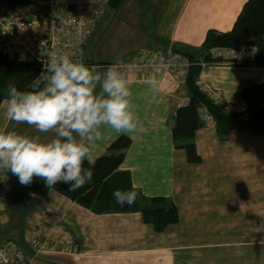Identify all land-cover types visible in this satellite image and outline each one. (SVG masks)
I'll list each match as a JSON object with an SVG mask.
<instances>
[{"label": "crops", "instance_id": "obj_1", "mask_svg": "<svg viewBox=\"0 0 264 264\" xmlns=\"http://www.w3.org/2000/svg\"><path fill=\"white\" fill-rule=\"evenodd\" d=\"M246 1L127 0L119 15L125 18L121 13L129 10L123 25L137 44L121 43L115 36L113 31L123 25L111 19L110 10L85 47V60L96 65L126 62L143 48L192 51L210 29L230 30ZM113 34L117 41L111 45ZM126 78L140 124L129 134L102 128L95 160L118 137L129 136L132 144L120 169L131 174L146 196L173 200L179 222L157 232L140 213L98 215L58 192H32L0 169V244L16 241L29 258L23 240L35 225L41 237L72 250L42 255L37 264H264V130H235L222 138L217 126L204 120L195 138L202 161L190 164L173 137L177 110L190 100L186 79L163 71ZM200 78L241 112L246 109L243 90L264 81V68L218 62L204 66ZM6 109L7 100L0 107V129L39 135L44 142L54 138L53 132L9 121Z\"/></svg>", "mask_w": 264, "mask_h": 264}, {"label": "clouds", "instance_id": "obj_2", "mask_svg": "<svg viewBox=\"0 0 264 264\" xmlns=\"http://www.w3.org/2000/svg\"><path fill=\"white\" fill-rule=\"evenodd\" d=\"M153 80L149 78L150 86ZM29 88L8 86L7 119L55 136L44 142L39 135L0 129V169L10 171L23 186L40 178L47 187L58 183L69 185V190L83 187L93 178L84 164H95L101 129L129 134L140 124L133 110V92L117 65L101 70L99 65L88 66L83 59L62 53L49 58ZM112 195L117 204L131 206L138 193L117 189Z\"/></svg>", "mask_w": 264, "mask_h": 264}, {"label": "trees", "instance_id": "obj_3", "mask_svg": "<svg viewBox=\"0 0 264 264\" xmlns=\"http://www.w3.org/2000/svg\"><path fill=\"white\" fill-rule=\"evenodd\" d=\"M3 2L16 7L35 2L44 4L47 0ZM126 2L127 0H110V10H119ZM247 49L255 50L253 57L239 60L231 56ZM226 53H230L231 57L225 56ZM182 54L190 60L185 74L190 100L177 110L173 137L177 148L185 150L188 163L199 164L202 161L195 138L200 128L205 125L201 115L203 109H207L216 120L217 130L222 138H226L235 130H264V81L254 83L243 90L242 97L246 102V109L241 112H230L227 104L216 103L200 84L201 72L208 64L235 62L264 68V0H247L230 30L210 29L199 48ZM84 62L88 66L93 65L90 61ZM97 65L103 67L108 64ZM43 70L44 66L40 62L11 58L0 52V107L8 100L10 84L18 90H31L29 86ZM131 144L132 139L122 135L110 145L107 154L95 160L94 165L85 161L84 168L92 170L93 178L79 189L69 190V185L63 183L47 187L40 178H34L29 187L41 195H47L51 191L58 192L98 215L140 213L146 223L154 225L157 232H163L169 225L179 222V207L170 198L146 196L134 186L131 174L120 169ZM117 189L135 190L138 193L135 203L131 206L117 204L112 195Z\"/></svg>", "mask_w": 264, "mask_h": 264}, {"label": "built area", "instance_id": "obj_4", "mask_svg": "<svg viewBox=\"0 0 264 264\" xmlns=\"http://www.w3.org/2000/svg\"><path fill=\"white\" fill-rule=\"evenodd\" d=\"M109 10L110 0H47L44 4L35 2L16 7L2 2L0 52L11 58L40 62L44 67L50 57L62 53L85 61V47ZM254 53L255 50L247 49L231 56L245 60L253 57ZM109 65H117L126 77L154 75L163 71L186 79L190 60L174 50L143 48L126 62L108 64L102 68ZM200 84L216 103L226 104L219 92L202 80ZM227 107L230 112L236 110L230 104ZM202 112L206 125L215 126L216 120L208 110L203 109ZM2 222L0 218V224ZM23 242L31 250L29 258L19 250L16 241H9L0 245V264H37L36 260L42 255L72 252L69 247H62L41 237L35 225L26 232Z\"/></svg>", "mask_w": 264, "mask_h": 264}, {"label": "rangeland", "instance_id": "obj_5", "mask_svg": "<svg viewBox=\"0 0 264 264\" xmlns=\"http://www.w3.org/2000/svg\"><path fill=\"white\" fill-rule=\"evenodd\" d=\"M130 3V2H129ZM128 5V4H127ZM130 6V5H129ZM135 9V7L134 8H131V10H134ZM110 11V10H109ZM112 13H111V19H116V23L119 25V26H122L124 23H127V20L125 19L126 17H127V14L129 13V10L128 11H125V12H123V14L121 13V15H123V16H125V18H123V17H121L120 15H119V13H120V10H112L111 11ZM116 12H118V13H116ZM108 13V12H107ZM121 17V18H120ZM120 18V19H119ZM231 29V28H230ZM111 30V29H110ZM126 29H125V27H124V25H123V27H122V29H120V27H118L116 30H114L113 32H114V34H115V36H117V38L119 39V41L122 43L123 41H126V42H128L129 43V45L130 46H133V45H136L137 43H136V40H133L132 38H130V36L126 33ZM225 31V30H224ZM227 31V30H226ZM114 34H113V36L111 35V37H110V40H109V42H110V44L112 45L113 43H114V41H117V39H115L114 37ZM208 34V33H207ZM207 36V35H206ZM206 110V109H205ZM32 192H35V191H33L32 190Z\"/></svg>", "mask_w": 264, "mask_h": 264}]
</instances>
